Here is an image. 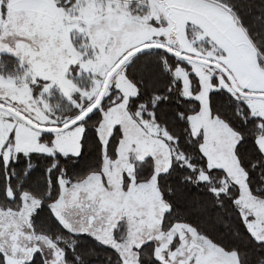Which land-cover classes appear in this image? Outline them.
<instances>
[{"label":"snow or ice","instance_id":"6c2138e0","mask_svg":"<svg viewBox=\"0 0 264 264\" xmlns=\"http://www.w3.org/2000/svg\"><path fill=\"white\" fill-rule=\"evenodd\" d=\"M0 264H264V0H0Z\"/></svg>","mask_w":264,"mask_h":264}]
</instances>
